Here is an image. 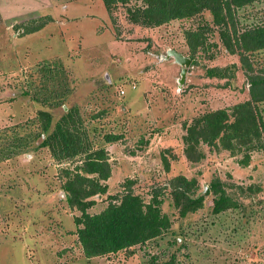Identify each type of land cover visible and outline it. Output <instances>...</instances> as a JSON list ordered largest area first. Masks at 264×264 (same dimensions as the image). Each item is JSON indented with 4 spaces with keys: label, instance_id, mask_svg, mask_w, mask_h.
<instances>
[{
    "label": "rangeland",
    "instance_id": "1",
    "mask_svg": "<svg viewBox=\"0 0 264 264\" xmlns=\"http://www.w3.org/2000/svg\"><path fill=\"white\" fill-rule=\"evenodd\" d=\"M44 15L53 19L37 31L23 34L18 27ZM107 15L102 0H0L2 137H10L14 129L34 133L36 124L29 121L39 109L56 121L76 107L94 144H102L100 136L109 131L123 135L105 144L112 171L106 192L94 196L89 212L100 211L111 196L120 195L127 179L134 181L133 192L148 201L155 188L177 174L198 179L204 205L181 217L169 190L162 188L159 197L172 221L169 230L134 246L132 254L123 250L87 258L75 233L74 217L80 212L67 205L60 189L61 169L75 162H58L46 148L36 149V140L0 159V264H156L173 256V264H264V147L250 151L247 166L237 162L241 154L205 145L198 162L183 155L184 121L248 97L238 52L225 50L216 26L206 29L204 48L178 88L180 66L160 61L159 53L169 47L189 56L184 30L211 22L208 12L152 28L131 23L125 5L112 10L114 23ZM235 19L239 29L263 23L264 0L237 8ZM248 59L255 69L263 67L264 48L248 52ZM42 60L58 61L68 72L70 92L62 106L44 107L21 94L38 80ZM231 64L236 65L232 78L205 75V67ZM257 105L264 121V101ZM215 175L227 183L238 208L211 212L212 195L205 191Z\"/></svg>",
    "mask_w": 264,
    "mask_h": 264
},
{
    "label": "trees",
    "instance_id": "2",
    "mask_svg": "<svg viewBox=\"0 0 264 264\" xmlns=\"http://www.w3.org/2000/svg\"><path fill=\"white\" fill-rule=\"evenodd\" d=\"M259 0H102L113 22L112 10L126 6L128 20L143 27H159L175 19H190L208 12L211 22L184 30V39L192 64L195 54L204 48L206 29L216 26L225 50L239 54L248 83V97L228 107L215 108L195 115L189 122L184 121L183 155L190 162H198L204 157L201 145L209 149L228 150L232 155L241 154L238 163L247 166L250 151L264 147V121L258 110V103L264 101V66L255 69L249 62L248 52L264 48V22L244 26L241 29L235 19V11L244 5ZM50 15L30 19L18 25L23 34L39 30L51 21ZM205 27V29H204ZM235 64L205 67L207 77H234ZM38 80L22 89L21 94L44 107L64 105L70 92L68 72L58 61L42 60L37 64ZM76 107L67 109L56 121L46 109H39L34 119V133L21 134L14 129L11 136L0 132V159L11 157L27 149L36 140L38 148H46L58 160L74 161L71 167H64L60 189L70 208L78 210L74 224L78 243L85 257L107 255L118 251L133 253V247L161 236L170 229L172 221L162 211L161 189H168L172 206L179 216L184 217L204 205V194H199V182L194 176L177 174L153 190L151 198L145 201L133 192V179H127L124 191L111 196L108 204L98 212L91 213L95 205L94 196L106 192L105 181L111 175L109 153L105 144L120 140L122 133L102 134V144H94L88 137L82 118ZM17 130V131H16ZM166 170L169 163L162 154ZM227 183L219 176H213L205 191L212 195L211 212L218 214L236 209L240 203L226 189ZM240 189V188H239ZM252 189V187H249ZM156 259H151L154 263ZM174 256L156 264H173Z\"/></svg>",
    "mask_w": 264,
    "mask_h": 264
},
{
    "label": "water",
    "instance_id": "3",
    "mask_svg": "<svg viewBox=\"0 0 264 264\" xmlns=\"http://www.w3.org/2000/svg\"><path fill=\"white\" fill-rule=\"evenodd\" d=\"M158 57V56H157ZM158 59L160 61L172 59V61L180 66L179 77L177 78L178 88H181V85L185 81V76L187 69L191 63L189 56L184 55L183 53L173 49L168 48L164 53H160Z\"/></svg>",
    "mask_w": 264,
    "mask_h": 264
},
{
    "label": "crops",
    "instance_id": "4",
    "mask_svg": "<svg viewBox=\"0 0 264 264\" xmlns=\"http://www.w3.org/2000/svg\"><path fill=\"white\" fill-rule=\"evenodd\" d=\"M107 12V11H106ZM51 16V15H50ZM52 17V16H51ZM107 18H108V15H107ZM52 19H53V17H52ZM108 20V22H109V18L107 19ZM109 24V23H108ZM169 47H167L166 49H168ZM166 49H165V51H166ZM153 53V52H152ZM154 54V53H153ZM160 54V53H159ZM155 57H156V54H155ZM166 61H169V62H171L172 64H176V63H174L173 61H172V59H167ZM178 65V64H177Z\"/></svg>",
    "mask_w": 264,
    "mask_h": 264
},
{
    "label": "built area",
    "instance_id": "5",
    "mask_svg": "<svg viewBox=\"0 0 264 264\" xmlns=\"http://www.w3.org/2000/svg\"><path fill=\"white\" fill-rule=\"evenodd\" d=\"M122 92V91H121Z\"/></svg>",
    "mask_w": 264,
    "mask_h": 264
}]
</instances>
